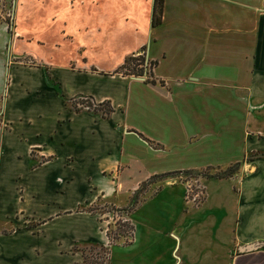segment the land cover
<instances>
[{"label": "crops", "instance_id": "1", "mask_svg": "<svg viewBox=\"0 0 264 264\" xmlns=\"http://www.w3.org/2000/svg\"><path fill=\"white\" fill-rule=\"evenodd\" d=\"M83 4L81 36L115 42L118 22L131 30L113 67L0 59V264H34L44 254L52 264H80L79 249L107 241L105 220L85 208L98 197L126 206L115 201L150 175L176 170V161L239 163L232 176L203 180L204 199L192 207L206 241L192 264H264L263 247L242 250L264 242V0H162L155 26L153 0ZM18 37L13 27L7 40ZM139 53L154 62L147 82L115 72ZM172 56L174 77L162 68ZM79 96L108 100L112 111H73L69 100ZM164 189L146 200L163 195L167 221L176 190Z\"/></svg>", "mask_w": 264, "mask_h": 264}, {"label": "rangeland", "instance_id": "2", "mask_svg": "<svg viewBox=\"0 0 264 264\" xmlns=\"http://www.w3.org/2000/svg\"><path fill=\"white\" fill-rule=\"evenodd\" d=\"M91 1L93 0H0V59L27 65L37 61L43 67H61L73 59L84 58L96 68L113 67L120 59L121 42L124 43L122 46L130 42L131 30L118 22L115 42L98 39L93 34L81 36L84 33L79 25L82 21H86L83 3L87 4ZM13 27L19 37L14 41L7 40ZM68 36L73 37L71 43L66 39ZM81 37L86 38L87 44L83 48H77L75 44L78 39H82ZM93 41L94 44L90 43ZM165 47L167 48L168 45L165 44ZM172 47V52L176 51V43H173ZM162 68L172 69L165 72L173 77L176 76V57H169ZM146 70V79H140L144 70L141 75L132 76L139 81L147 82L151 67L148 66ZM137 90L141 94L145 93L141 87ZM88 102L91 103V100ZM77 107L81 110H92V106L86 108L84 102L77 103ZM153 146L160 147L158 144ZM177 157L178 153H176ZM236 164L238 167L237 162L229 163L223 168L220 166L180 168V164L176 161V170H165L150 175L132 189L128 200L120 197L115 201L120 206L127 204L124 207L113 205V201L108 198L98 197L93 207L96 214L105 220V231L110 229L115 233L114 224L117 220L120 225L121 221L127 220L133 225L134 231L130 237L117 235L111 243L106 237L107 241L103 248H107V254L105 249L98 246L81 248L83 250L81 255L85 256V259L80 264H96L95 260L102 262L105 255H108L107 264H192L193 254H199L200 245L203 246L206 241V235L201 233L205 222L202 217L198 220L199 213L196 215L193 213L199 211H195L193 207L204 199L203 180L209 179L213 174H221ZM169 165L173 164L155 166L163 168ZM133 168V177H136L138 173ZM152 176L154 177L149 180ZM130 179H133L132 176ZM169 187L176 190V213L172 212V209L166 210L169 215L165 221L163 209L166 204L163 202V195L146 199L157 193L163 194L166 192L164 188ZM211 188L212 186L208 184L207 189L210 194H212ZM138 204L140 206L134 210ZM208 204L211 205L210 199ZM185 209L186 212H182ZM2 224L0 222V227ZM168 230H172L176 236L179 234V238L171 237ZM173 244L174 249L170 252ZM45 257H47L45 254L37 257L34 264H52V261Z\"/></svg>", "mask_w": 264, "mask_h": 264}, {"label": "trees", "instance_id": "3", "mask_svg": "<svg viewBox=\"0 0 264 264\" xmlns=\"http://www.w3.org/2000/svg\"><path fill=\"white\" fill-rule=\"evenodd\" d=\"M161 6H162V0H153L152 12H153L154 16L152 15V20H151L152 26H155L158 24V21H157V18L155 17V14L156 15L160 14ZM143 62H144L143 55L126 56L123 59L122 63L115 70V72L116 73L119 72V73L124 74V75L125 74H129V75L131 74V75H136V76L141 75V73L143 71V68H142ZM147 64L149 67H151L154 64V62H147ZM79 99H81L82 101H79ZM88 100H91L90 97L79 96L76 99H70L69 105L73 111H79L80 108L77 107V103L81 104L82 102H84L86 108L92 106V111L98 113L99 116L102 118L107 117L109 115V113L112 111V107L109 104L108 100H104V101L99 102V103H92V101H91L92 104L89 103ZM236 167H237V164L232 165V166H230V168H228L226 171L222 172L221 174H213L209 177L210 178H217V179L229 177L235 172V170L237 169ZM154 176L149 178V180L152 179ZM93 206H94L93 203L90 204L89 206H87L85 208L86 212H89L91 214H96V211H95ZM117 221H115V224H114L115 225L114 226L115 233L114 232L112 233L110 229H107L105 231V236L107 237V239L110 243L119 234H121V236L130 237L132 235V232H133V226L127 220L121 221V225ZM120 227H122V228H120ZM117 231H119L121 233H119ZM98 247L101 249H105V248H103L104 246H102V245H99ZM106 249L104 251H106ZM79 251L83 253L82 249H79ZM107 253L108 252L106 251V254ZM107 258H108V255H105V257H103V259H102V262H100V261L98 262L97 260H95L94 263L97 264V262H98V264H107ZM84 259H85V256L82 255V261L81 262H83Z\"/></svg>", "mask_w": 264, "mask_h": 264}, {"label": "water", "instance_id": "4", "mask_svg": "<svg viewBox=\"0 0 264 264\" xmlns=\"http://www.w3.org/2000/svg\"><path fill=\"white\" fill-rule=\"evenodd\" d=\"M259 247H263L264 248V242H255V243H251L248 244L244 247H242V250H251V249H255V248H259Z\"/></svg>", "mask_w": 264, "mask_h": 264}, {"label": "built area", "instance_id": "5", "mask_svg": "<svg viewBox=\"0 0 264 264\" xmlns=\"http://www.w3.org/2000/svg\"><path fill=\"white\" fill-rule=\"evenodd\" d=\"M138 55H142V54H141V53H139ZM141 66H142V65H141ZM147 67H148L147 61L144 59L143 66H142V68H143L144 72H143V77H142V78H140V79H146L145 72L147 71V70H146V69H147Z\"/></svg>", "mask_w": 264, "mask_h": 264}]
</instances>
